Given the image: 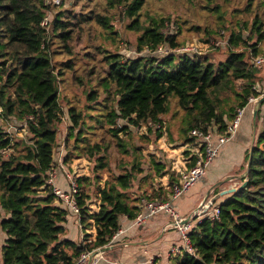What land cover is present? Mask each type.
Here are the masks:
<instances>
[{
    "label": "trees",
    "instance_id": "obj_1",
    "mask_svg": "<svg viewBox=\"0 0 264 264\" xmlns=\"http://www.w3.org/2000/svg\"><path fill=\"white\" fill-rule=\"evenodd\" d=\"M144 3L145 0H107L105 8H117L130 19L127 28L140 32L135 43L138 55L124 58L96 46L94 52L101 54L104 67L99 62H87L80 68L76 65L78 59L92 60L89 49L78 53L83 24L94 22L109 29L106 13L94 9L75 15L58 10L43 26L48 10L53 8L44 0H0V117L23 121L30 134V138L14 139L13 143V137L0 127V230L6 234L1 264H73L81 252L108 246L119 228L120 216L133 219L140 211L141 198L167 200L177 180L174 173L165 186L148 180L138 186V195L133 197L130 186L136 164L124 173L111 174L107 169L103 185L98 182V205L94 210L90 194L82 187L90 183V177H77L75 199L83 234L78 242L64 238L66 210L55 204L48 178L57 139L55 126L64 114L59 96L66 77L83 90L93 80L105 90L113 89V105L98 102L96 88L88 90L85 99L90 102L89 109L101 110L93 118L109 124L107 133L123 153L127 151L121 134H127L129 126L160 124L161 116L168 112L170 98L176 99L183 112L180 134L184 144H195V138L189 135L191 129L199 127L205 132L215 127L217 132H223L236 109L248 97L258 95L252 86L264 84V70L255 68L251 57L263 53L258 44L264 41V0L245 2V11L253 14L247 35H242V25L222 27L228 31L227 53L216 64L208 60L207 54L155 55L159 45L174 49L182 43L174 33L164 31L168 18L152 16L147 17L146 25L140 22ZM55 39L61 41L58 47H53ZM59 54H66L67 59L57 68L54 56ZM238 85L240 90L236 89ZM227 93L233 97L234 107H229L231 112L225 117L226 110L220 105L226 99L222 95ZM70 107L69 130H76L78 135L84 115ZM119 120L123 124H118ZM91 128L93 131L96 126ZM78 141L84 143L87 158L93 159L97 170L108 166L104 155L99 154L107 148L104 138L91 144L81 137L68 154L76 149ZM245 162L246 173L240 179L245 181L244 186L217 203L218 219L205 217L196 222L188 234L193 253L169 256L168 264H264V128L246 151ZM154 165L157 172L164 171L160 160H155ZM88 230H94V235Z\"/></svg>",
    "mask_w": 264,
    "mask_h": 264
},
{
    "label": "rangeland",
    "instance_id": "obj_2",
    "mask_svg": "<svg viewBox=\"0 0 264 264\" xmlns=\"http://www.w3.org/2000/svg\"><path fill=\"white\" fill-rule=\"evenodd\" d=\"M51 1L53 2L54 0H46L45 3L49 4L48 2ZM106 1L107 0H62L59 5L49 4L50 8H53L48 10L50 11L46 16L48 20H50L55 11L58 10H68L71 14L75 15L79 12L87 13L88 11L97 10L95 12L106 13L110 18L109 29L102 28L94 22L83 24L82 43L78 48L80 50L78 51L76 48V51L81 54L83 51H86V49H89L87 52L92 60L87 61L78 59L76 63L77 67L81 68L83 64L87 62L90 64L99 62V65H102L100 67H104L100 60L101 54L94 52L96 46L111 53H119L124 58H131L138 55L135 50V43L140 32L127 28L130 19L122 16V12L120 14L117 8H108L106 10ZM245 2L246 0H145L140 10V22L146 25L147 17L152 16L168 18L169 23L164 31L166 30L167 32L174 33L178 41L182 43L181 45L185 43H194L199 53L207 54L208 60L216 64L222 61L227 53L226 36L228 31L222 27L229 29L230 27L235 28L239 27L238 25H242V35H247L248 33L247 29H249L251 21L249 19H252L253 14L249 15L245 11ZM244 23H247L245 29H243L245 27ZM239 29L240 28H237L236 30ZM56 33L57 32H55V34ZM75 34L76 32H74V35ZM253 39H255V35L252 36L251 40L253 41ZM216 41H221L223 44H212ZM59 45H61L59 39L53 40V47H58ZM258 46L261 49L260 52H264V41L260 42ZM238 49H240V47ZM66 59V54L54 56L56 67H61L63 61H66ZM80 68L78 69L80 70ZM62 85L59 102L64 114L61 118V122L55 126L57 132L56 145L53 153L56 161L55 165H58V160L64 161L66 169L70 173L73 174L74 169L77 171L73 174L75 178L79 176L90 177V183L82 187L90 194L91 205L93 206L98 205L95 196L99 189L98 182L100 186L103 185V181L108 176L107 169L111 171V174L124 173L125 170H129L131 166L136 164V170L133 172V177L131 179L130 193L132 196L135 195L133 197H137L138 186L143 185V183L148 180L149 183L155 182L156 184L162 182L163 185L164 183L166 185L169 175L173 173L172 166L174 165V159L180 156L182 148L186 151L189 147L194 146V144L192 145L191 143L184 144V138L180 134L183 112L178 108L176 99L170 98L168 112L161 116L160 124H143L139 127L129 126L127 134H121L123 136L122 143L127 151L123 153L121 150L116 149L113 141L114 137L107 133L110 127L109 124L104 119L102 120L99 118L96 121V119L93 118L97 113H101V110L89 109L90 102L85 99L87 91L96 88V100H98V102L104 101L106 105H113L115 97L113 89L108 88V90H105L102 86H97L96 81L93 80L90 84H86L85 90H83L73 84L68 77H66V82ZM239 86L240 85L236 87L237 90H240ZM222 97L226 99L221 101L220 106L222 109L226 110L225 117H228L231 108L234 107L233 97L229 93L223 94ZM70 105L82 111L84 115L85 121L81 124L78 135L76 130H69L71 123L67 112L68 108H71ZM230 106L231 108L229 110ZM95 107L99 106L95 105ZM87 115H90V117L86 118ZM118 124H123V121L119 120ZM94 125L96 128L92 131L91 127H94ZM0 127L13 137V143L14 139L30 138L26 125L21 120H16L12 117L7 119L0 117ZM114 127L116 128V124ZM188 131L189 129H187L184 134L186 138L188 137ZM159 135L160 138H158ZM81 137L91 144L94 141L104 138L107 148L106 150H102L99 154L104 155V160L108 163L105 169L97 170V166L94 165L93 159L87 158L86 151L84 150V143L80 141L77 142L76 149L68 154V151L73 148L72 145H74L75 140L81 139ZM19 147L20 145L17 146V148ZM11 150L12 148L10 151ZM14 151H16V146H14ZM246 151L244 154H246ZM66 155L69 156L63 160ZM155 160H160L163 163L164 171L162 173L156 171L154 165ZM221 160H223L221 165H224V163L228 161L230 164L236 161L233 154L229 159H227V157L225 159L222 157ZM246 166L247 163L244 161L241 172L243 175L246 173ZM164 172L167 174L165 177L162 176V179H160L161 182H159V178ZM210 175L209 169L207 168L205 176L209 177ZM241 178L236 179L235 185L231 187L237 188L241 185ZM206 180L207 179H205V182L200 180L196 181L183 196L178 197L174 201V204L177 206L176 208H178L180 212L193 213V210L198 204L197 202L206 196ZM146 184H148V182ZM222 184L218 185L217 189H212L213 191L210 193V196L216 195ZM3 234L6 238V234L0 230V241Z\"/></svg>",
    "mask_w": 264,
    "mask_h": 264
},
{
    "label": "built area",
    "instance_id": "obj_3",
    "mask_svg": "<svg viewBox=\"0 0 264 264\" xmlns=\"http://www.w3.org/2000/svg\"><path fill=\"white\" fill-rule=\"evenodd\" d=\"M53 2L51 1L48 3L52 5H59L62 0H54ZM47 22L48 19L45 18L41 24L46 26ZM212 44L219 45L223 43L221 41H216ZM153 53L155 55L162 56H166L169 53L189 56H193L196 53L201 54L197 50V46L194 43H186L174 49H170L164 45H159ZM251 61L255 68L264 70V52L252 56ZM252 89L257 91L258 95L248 97L246 103L236 109L235 115L229 121H227L223 132H217L215 127H212L210 130L205 132L199 127H195L189 131V135L195 138V144L193 147L189 148L190 150L187 155L182 156V162L174 163L172 166V171L175 174L177 180L172 183L167 200H146L141 198V208L136 216L131 219L132 225H143L150 217L158 213H165L169 218L166 228L175 229L180 235L181 243L172 244L168 247L166 251V255L168 257L178 255L182 252L193 253V248L188 236L190 230L194 227L196 222H199L205 217L212 220L218 219L220 212L219 207L217 202L213 203L211 201L212 197H207L205 200L201 201L195 211L188 215H180L175 209L173 202L178 197L185 194L190 189V187L204 175L206 168L216 157L220 147L230 141L236 133L246 109L252 106L260 97L264 96V84L262 86L259 84H254ZM27 118L30 119L31 116H28ZM53 177L54 168L52 167L48 178V183L52 187V193L55 196L57 202L63 203L66 208L75 214L79 222V208L75 199V195L78 192V183L76 178L72 173L66 171L68 190L63 191L57 186L53 185ZM124 232L125 230L119 227L112 235L110 241L108 242V246L111 245ZM91 252L92 251L81 252L73 264H95L99 254L90 260Z\"/></svg>",
    "mask_w": 264,
    "mask_h": 264
},
{
    "label": "crops",
    "instance_id": "obj_4",
    "mask_svg": "<svg viewBox=\"0 0 264 264\" xmlns=\"http://www.w3.org/2000/svg\"><path fill=\"white\" fill-rule=\"evenodd\" d=\"M253 107L254 104L246 109V112L244 113V116L234 136L230 141L220 147L218 154L208 165L207 168L209 169V173L211 175L206 177L204 173V175L199 179L202 182H205V179H207V185L205 186L207 190L205 198L203 197L204 199L202 198L197 202L198 204L195 209L198 207L199 203L205 200L207 197L213 198L219 195V197L216 199V202L219 203L222 201L227 196V194H225V196L220 195L221 191L232 188L231 186L235 185L236 179L242 177V165L245 161L244 152L251 147L256 134L262 128H264V100L261 102L258 108L259 112L257 117H255V120L252 116ZM191 144L193 145L194 143ZM189 150L190 149H187L186 151L188 152L184 154L185 150L182 148V153L179 157L177 156L176 159H174V163L182 162V156L187 155ZM232 154L235 156L236 161L232 164H230L228 161L224 163V165H221V162L223 161L221 158L224 157L225 159L227 157V159H229L232 157ZM55 163L56 161L53 156V185L57 186L63 191H66L68 190V182L66 180V171L68 170L66 169V164H64V162L61 160H58V165H55ZM73 172L75 173L77 171L74 169ZM161 184L163 185L162 182ZM220 184L222 185L219 187L217 194L210 196V193H212V191L215 190V187ZM133 191L137 192L135 190ZM55 204L66 210L64 223L66 232L63 237L74 242L80 241L83 232L80 229V225L75 214L66 208L63 203H59L56 200ZM173 205L180 215L190 214V212H180L179 209L176 208L177 206L174 204V202ZM92 209L96 210L97 206L92 205ZM168 221L169 218L165 213H158L150 217L143 225L135 226L132 225L131 220L126 216H120L119 227L123 228L125 232L120 235L111 245H109V248L106 251L99 254L95 264H168V256L166 255L168 247L172 244L181 243L178 231L175 229L166 228ZM88 231L94 235V230ZM4 239L5 235L3 234V237L0 241V263L1 246Z\"/></svg>",
    "mask_w": 264,
    "mask_h": 264
},
{
    "label": "water",
    "instance_id": "obj_5",
    "mask_svg": "<svg viewBox=\"0 0 264 264\" xmlns=\"http://www.w3.org/2000/svg\"><path fill=\"white\" fill-rule=\"evenodd\" d=\"M263 100H264V96L260 97V98L254 103V107H253V110H252V116H253V119H254V120H255V117H256V113H257V111H258V108H259V106H260V104H261V102H262ZM247 166H248V164H247ZM242 176H243V175H242ZM244 184H245V181H243L242 184L239 185L237 188L232 187V188L225 189V190L221 191L220 195L229 194V193H231V192H233V191H235V190H238V189L242 188V187L244 186ZM218 197H219V195L213 197L211 201H212V202L216 201V199H217ZM108 248H109V246H104V247H100V248H98V249L93 250V251L91 252V254H90V260H91L93 257H95L96 255H98V254H100V253L106 251Z\"/></svg>",
    "mask_w": 264,
    "mask_h": 264
}]
</instances>
